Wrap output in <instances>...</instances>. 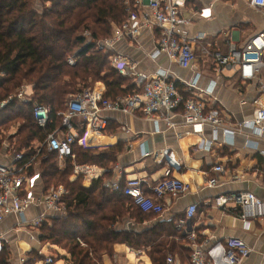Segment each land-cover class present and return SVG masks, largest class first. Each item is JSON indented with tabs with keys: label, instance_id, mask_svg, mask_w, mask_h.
I'll list each match as a JSON object with an SVG mask.
<instances>
[{
	"label": "built area",
	"instance_id": "obj_1",
	"mask_svg": "<svg viewBox=\"0 0 264 264\" xmlns=\"http://www.w3.org/2000/svg\"><path fill=\"white\" fill-rule=\"evenodd\" d=\"M253 7L264 10V0H250ZM187 0H136L134 7L129 8V15L121 25H115L112 35L98 41L97 48L110 51L112 67L122 75L130 77L134 83L133 92L118 96L116 99L105 97V90L97 87L86 88L71 94L66 102V110L58 113L61 123L50 132L43 141H36L32 147L33 155L26 158L24 150L13 152L12 162L0 163V225L11 215L18 217L14 229L26 232L31 240L41 242V227L50 217L66 216L68 207L65 198L76 187L77 181L92 183L110 172L111 167L95 163L78 162L75 147L86 150L101 151L120 145L127 140L124 134L138 136L127 124H120L115 131L111 128L110 112H119L137 117L141 113L144 118L152 121L155 131L159 133V122L165 121L168 128H175L174 118L181 115L189 131L203 134L210 126L214 131H222L224 141H232L236 135L250 128L253 135L264 137V81L260 73L264 68V30L260 31L242 47L232 43L228 52L216 50L212 53L217 72L224 69H234L245 81L258 80L259 94L254 100L253 119L241 123L232 122L223 114L216 102L215 80L212 87L201 88L198 83L200 72H195L188 80H178L169 70L158 69L154 73L138 71L137 63L128 54L117 49L122 41L134 43L145 29L153 30L157 35L155 50L149 53L155 60L165 55L184 68H193L197 60L194 45L206 37L204 31L189 34L187 26L191 20L185 16ZM201 17L208 18L212 14L210 7L196 11ZM88 34V32L86 33ZM76 64V58L69 59ZM32 93V86L26 85L16 95L20 100H27ZM15 95H10L0 102L4 108ZM179 110L182 112L179 113ZM51 107L46 104H34V117L40 127H46L50 122ZM130 141V140H127ZM3 146L14 150V144L5 141ZM199 148L212 150L210 140L199 144ZM45 149L56 152L61 161L72 159V174L68 181L56 187L45 188L38 158ZM143 156L151 157L155 162L164 164L165 172L151 185L153 194H147L143 189V180L139 177L123 179H107L106 183L113 191H123L130 196L136 206L145 213L161 215L165 205L161 200L165 197L177 199L188 192L189 184L177 176L173 170L181 168V161L172 149L145 151ZM115 168H118L116 166ZM113 169V168H112ZM121 171V168L119 167ZM214 175L208 178V184L215 186L220 183L225 166L215 164ZM38 190L40 192H38ZM38 192V194H37ZM234 202L241 208L240 217L245 227H248V216L262 201L251 191H237L219 195L213 200L216 207L224 208ZM37 206L42 211L33 218L27 217L26 211L31 206ZM198 211L197 204H190L184 217L178 221V228L183 230L188 238L192 253L189 260L174 253L166 256L165 264H241L250 256L252 248L239 237H229L225 240L207 241L199 244L198 235L190 230L188 224ZM82 245H86L81 238ZM9 249V262L18 259L19 264H28L32 257L20 248L14 249L6 233H0V253ZM31 251V250H30ZM43 255L42 249L37 250ZM16 256V257H15ZM45 256V255H44ZM58 257L51 253L43 261L33 264H54Z\"/></svg>",
	"mask_w": 264,
	"mask_h": 264
},
{
	"label": "trees",
	"instance_id": "obj_2",
	"mask_svg": "<svg viewBox=\"0 0 264 264\" xmlns=\"http://www.w3.org/2000/svg\"><path fill=\"white\" fill-rule=\"evenodd\" d=\"M135 2L0 0V102L15 95L0 109V136L10 125L20 124L14 136V152L24 150L26 158L33 155L34 143L43 141L61 123L58 113L66 110L71 94L92 88L97 82L105 84L109 99L133 92L132 79L112 67L111 52L98 49L97 43L126 20ZM72 57L76 58L74 65L69 63ZM26 85L32 86V93L27 100H20L17 92ZM35 102L51 107V119L44 128L35 120ZM118 126L113 124L110 129L115 131ZM119 146L101 151L75 147L77 161L111 166L121 151ZM58 159L56 152L46 149L38 158L45 188L65 183L72 174V159L66 160L64 169L58 166ZM109 175L94 180L89 187L79 179L65 198L68 214L50 217L43 224L41 242L50 250H63L66 264H104V256H114L117 243L146 249L153 264H165L167 252L189 260L192 248L178 228L180 218L159 221L147 230L124 228L126 221L140 224L158 214L143 212L123 191H113L106 183ZM197 240L199 244L204 241ZM9 252L6 248L0 253V264H13L8 261ZM29 253L37 258L28 264L45 258L34 250Z\"/></svg>",
	"mask_w": 264,
	"mask_h": 264
},
{
	"label": "crops",
	"instance_id": "obj_3",
	"mask_svg": "<svg viewBox=\"0 0 264 264\" xmlns=\"http://www.w3.org/2000/svg\"><path fill=\"white\" fill-rule=\"evenodd\" d=\"M205 7L212 10L208 18L196 14V11ZM185 16L192 21L187 26L189 34L200 30L206 33V37L194 45L197 60L193 68H184L170 61L165 55H160L155 60L150 58L149 53L155 50L158 35L153 30L145 29L134 43L119 42L116 45L117 49L138 61V71L154 73L158 69H166L178 80H188L195 72H200L198 85L201 88H208L215 80L214 94L223 114L235 123L251 121L254 100L259 94L258 80H242L234 69L217 72L212 53L216 50L228 52L232 43L242 48L250 38L263 31L264 10L253 7L250 0H187ZM260 76L264 81V68ZM95 87L106 90L103 82H97ZM180 112L182 110H179ZM109 116L111 125L127 124L141 134L138 136L124 134L130 141L125 140L120 144L121 151L117 160L109 166L111 170L108 179H120L121 176L124 180L139 177L143 180L144 191L152 195L151 185L162 177L165 166L143 154L145 151H159L168 147L176 152L182 163L180 169L173 170V176L189 184L188 192L181 197L177 199L165 197L161 200L165 205L163 214L140 224H135L133 220L126 221L123 223L124 228L147 230L159 221L177 220L185 215L190 204L195 203L198 205V211L188 226L197 233L198 239L213 242L239 237L252 248L250 256L241 264H264V137L253 135L250 128H245L232 141L225 142L222 131L216 132L210 126L205 128L203 134L189 131L190 127L184 124L181 115L174 118L175 128H168L165 121H160L159 133L154 132V123L144 118L141 113L133 117L110 112ZM205 140L211 141L212 150L199 148V144ZM13 152L14 150L2 146L0 163L12 162ZM219 163L225 166V173L219 184L210 186L208 178L214 175L213 167ZM116 166L118 168H115ZM83 184L89 187L92 183L85 181ZM237 191H251L262 201L256 207L255 213L248 216V227H245L240 217L241 208L234 202H230L224 208L213 204L217 196ZM41 211L40 207L33 205L27 209L26 214L27 217L33 218ZM17 221L18 217L11 215L0 225V233L8 235L14 249L20 248L31 256L29 253L31 249L27 251L20 246L23 232L18 233L14 229ZM183 235H186L184 231ZM29 240L36 241L31 240L28 235ZM176 240L184 239L176 237ZM26 245L28 246V243ZM187 246L190 247L189 241ZM33 250L38 254V249L31 251ZM114 251L113 257L104 256V264H153L146 249H134L126 243H117ZM13 264H19L18 259L15 258Z\"/></svg>",
	"mask_w": 264,
	"mask_h": 264
},
{
	"label": "rangeland",
	"instance_id": "obj_4",
	"mask_svg": "<svg viewBox=\"0 0 264 264\" xmlns=\"http://www.w3.org/2000/svg\"><path fill=\"white\" fill-rule=\"evenodd\" d=\"M86 35V34H85ZM95 84H92V86H95ZM18 94V92H17ZM14 95V94H12ZM20 127V124H16V125H13L10 127H8L6 130L4 129L2 131V136H3V142L1 143V145H3V143L5 141L7 142H11V143H14V140H16V138L14 137L15 134L18 132V129ZM13 135V138H10V136ZM2 136H0V138H2ZM58 166L60 167V169H64L66 166H67V163L66 161H61L60 159H58ZM39 170H40V167H39ZM41 171V170H40ZM21 243H20V246L21 248H23L24 250H32V249H42V252H43V255L45 256H48L49 254H51L52 252L58 257L57 261L55 262V264H66L67 263V260H66V253L63 251V250H54V249H51L49 250L48 246H42L38 241H28V235L26 234V232H23L21 234ZM28 243V246L26 245ZM26 247V248H25ZM171 252H167V254H169ZM34 256V255H32ZM37 257H33L32 258V262L36 260Z\"/></svg>",
	"mask_w": 264,
	"mask_h": 264
}]
</instances>
